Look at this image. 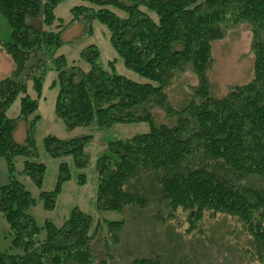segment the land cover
<instances>
[{
  "label": "trees",
  "instance_id": "16d2710c",
  "mask_svg": "<svg viewBox=\"0 0 264 264\" xmlns=\"http://www.w3.org/2000/svg\"><path fill=\"white\" fill-rule=\"evenodd\" d=\"M64 1L0 0V15L11 28L10 40L0 39V49L14 63L11 75L0 81V158H5L10 178L0 183V213L16 251L0 249V264H108L94 254L93 242L103 232L109 250L126 226L125 220H94L79 207H73L60 227L52 221L39 226L30 212L37 200L17 177V158L24 160L19 173L41 189L47 211L56 207L61 185L72 179L71 166L83 171L91 164L86 148L93 136L67 140L47 135L45 152L53 159H71L73 165L60 162L56 188L42 190L47 167L34 161L39 155L34 129L50 71L56 73L51 83L52 89L57 87L55 116L66 129L150 126L148 133L108 142L96 160L99 213L155 205V216L175 222L186 235H198L205 222L225 217L235 222L231 234L250 239L244 254L264 264V0H81L68 22L55 15ZM30 18H40L46 28L29 25ZM95 21L106 27L123 65L146 82L118 74L117 59L108 67L100 65L96 45L79 53L88 70L59 53L66 45L65 31L79 23L89 37ZM242 24L252 32L254 76L216 99L209 77L212 45ZM188 71L197 85L178 110L169 102L167 88ZM18 98L21 111L11 119L8 111ZM154 108L176 117L173 126L156 125ZM23 120L27 133L20 144L14 134ZM86 181V174H79L78 185ZM124 264L161 263L157 257H144Z\"/></svg>",
  "mask_w": 264,
  "mask_h": 264
},
{
  "label": "rangeland",
  "instance_id": "374dc122",
  "mask_svg": "<svg viewBox=\"0 0 264 264\" xmlns=\"http://www.w3.org/2000/svg\"><path fill=\"white\" fill-rule=\"evenodd\" d=\"M81 0H66L56 10L57 18L68 22L71 19L70 11ZM27 23L39 29L46 28L40 18H30ZM91 36H85V26L79 23L65 31L62 38L66 45L59 51L71 62L88 70V65L79 60V53L89 45H96L101 52L100 65L108 67L110 62L117 59L115 70L118 74L127 78L146 82L142 77L130 71L123 65V61L109 43V36L106 27L98 22L93 24ZM11 38V28L8 20L0 15V39L8 42ZM81 38L80 41H77ZM252 32L247 24H242L231 30L223 40L215 41L212 45L213 67L209 73L211 95L218 99L226 96L232 87L240 86L251 81L253 78L254 53L251 52ZM14 69L10 57L0 49V81L8 78ZM44 80L41 98L38 100L39 122L34 129V142L39 154L34 161L46 165L47 170L42 185V190L49 192L56 188L60 162L67 161L70 165L71 159H53L44 149V138L53 135L61 139L77 138L83 135L93 136V142L87 146L86 151L90 156V166L83 171L72 167V179L61 185V192L58 195L56 207L47 211L39 195L40 188H37L30 177H25L19 172L23 169V159L17 158V177L24 184L31 195L35 198L36 205L30 209L35 221L42 226L44 221H52L58 227L62 226L65 218L73 210L79 207L84 212L92 215L97 221H119L125 220L126 226L119 236V243L106 246L105 235L102 232L93 242L92 250L97 257L105 259L108 264H124L134 258H159L161 264H261L255 261L251 255L244 254V249L249 245V238L233 232L235 222L225 217L217 221H208L201 225L203 231L186 235L182 228L175 222L163 221L155 216V205H148L145 210L134 208L126 209L123 213L108 212L101 214L95 208L98 190V175L96 174V160L105 153L108 142L116 140H127L133 136L148 133L150 126L146 123L138 124H117L114 128L100 130L96 127L81 126L74 130L65 128L64 123L55 116V101L57 98V87L52 89L51 83L56 79V73L48 72ZM168 91V100L176 109H181L193 96L192 87L197 85V78L194 73L188 71L174 78ZM29 95L36 97L35 90L31 83H28ZM20 99L14 101L9 108L8 117L16 118L20 114ZM152 113L155 116V124L161 123L171 125L176 122V117H168L164 111L154 108ZM26 123L20 121L14 134L15 141L24 144L26 139ZM86 174L87 181L79 186V174ZM8 166L5 158H0V183L3 185L9 181ZM187 228L186 225L183 226ZM231 229L232 234L230 233ZM41 230L40 237H44ZM204 237V238H198ZM12 235L8 224L0 213V249L10 253H16L11 247Z\"/></svg>",
  "mask_w": 264,
  "mask_h": 264
}]
</instances>
